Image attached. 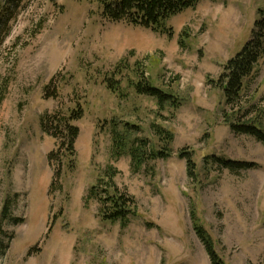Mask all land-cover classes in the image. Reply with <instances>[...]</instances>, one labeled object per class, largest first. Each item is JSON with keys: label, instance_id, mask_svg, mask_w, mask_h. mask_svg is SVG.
I'll return each mask as SVG.
<instances>
[{"label": "rangeland", "instance_id": "rangeland-1", "mask_svg": "<svg viewBox=\"0 0 264 264\" xmlns=\"http://www.w3.org/2000/svg\"><path fill=\"white\" fill-rule=\"evenodd\" d=\"M262 10L264 0H200L168 20L169 38L104 18L99 0H22L0 44V217L5 199L19 193L13 215L24 221L3 223L13 238L0 264H211L191 209L226 264H264V144L231 130L225 115L233 109L211 83L260 29ZM257 68L244 81L240 120L264 111V57ZM109 77L119 90L108 88ZM138 80L181 105L160 107L135 90ZM48 85L57 96H45ZM78 104L74 167L66 161L57 179L48 157L58 144L41 118ZM259 120L264 126V112ZM114 124L148 139V151L163 146L156 126L172 131L171 156L135 171L129 154L113 156ZM183 149L193 152L194 179ZM207 155L258 166L235 173ZM109 165L118 169V188L136 199L126 227L104 220L97 200L86 202Z\"/></svg>", "mask_w": 264, "mask_h": 264}, {"label": "trees", "instance_id": "trees-1", "mask_svg": "<svg viewBox=\"0 0 264 264\" xmlns=\"http://www.w3.org/2000/svg\"><path fill=\"white\" fill-rule=\"evenodd\" d=\"M22 0H0V44L8 35L10 28L2 34L3 28L9 24V19L13 18L9 14L18 8ZM200 0H99L104 18L110 21H124L134 26L151 29L154 32L167 35L172 38L173 28L168 25V20L187 10L196 8ZM13 16V15H12ZM262 18L257 22L258 31H255L253 38L244 46V48L225 65L222 74L216 83L221 88L226 97L227 104L233 109V115L229 118L226 113L225 119L231 130L235 134H244L255 137L264 144V126L259 120L262 113L259 112V118L253 117L240 120V103L243 97L245 79L256 76L260 60L264 57V10L261 11ZM188 37L187 31L181 34L180 42L182 48H186L185 38ZM122 59L121 61H124ZM122 64V62H120ZM119 72V71H118ZM107 86L113 91L119 90L120 81L114 77L107 78ZM139 94L151 96L157 100L160 107L167 104L178 108L181 100L174 94L165 92L163 89L154 85L151 81L138 80L132 83ZM45 96L55 97L57 92L51 90V85L46 86ZM237 107V108H236ZM256 109L253 111L255 112ZM252 113V112H251ZM84 114L81 104L69 114L57 116V114H44L41 118V127L44 133L53 137L58 144L57 151L51 152L48 159L50 165L57 169L56 178H60L63 167L68 161L67 166L74 167V157L76 155L75 143L79 135V128L73 124V121L80 119ZM250 115V114H249ZM248 115V116H249ZM135 128V125H130ZM113 156L118 159L124 154H129L132 158L134 170L138 171L147 162L158 158H168L172 154L171 142L174 140V133L162 126H156L154 131L163 143L162 149L150 150L149 141L146 138L134 135L129 127L123 129L114 124L112 128ZM193 152L186 149L180 151V157L185 158L188 176L191 179L197 176V163L192 157ZM55 161H58L57 164ZM206 162L215 164L221 169H228L231 172H239L256 168L255 162H246L232 160L224 156L207 155ZM118 169L109 165L104 172L103 177L99 178L95 185H92L88 191L86 202L97 200L99 202V214L104 220L112 222L119 221L122 227H126L135 214L136 199L126 192H122L116 182ZM20 197L19 193L8 196L5 201L0 217V254H4L9 246L7 240L13 238V234L8 233L3 228V223L9 221L13 224H20L24 221L22 217L13 215V207ZM191 220L198 238L204 245L209 256L211 264H226L224 259L217 252L214 240L207 229L198 223V217L195 209H191ZM10 242V241H9Z\"/></svg>", "mask_w": 264, "mask_h": 264}]
</instances>
